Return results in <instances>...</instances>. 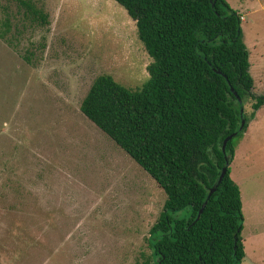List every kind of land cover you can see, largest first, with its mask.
I'll use <instances>...</instances> for the list:
<instances>
[{"label": "rangeland", "instance_id": "rangeland-1", "mask_svg": "<svg viewBox=\"0 0 264 264\" xmlns=\"http://www.w3.org/2000/svg\"><path fill=\"white\" fill-rule=\"evenodd\" d=\"M0 0V264H136L166 195L80 110L94 79L139 88L152 61L115 0ZM241 15L254 93L264 95V0ZM250 114V102L245 101ZM246 257L264 264V106L235 139Z\"/></svg>", "mask_w": 264, "mask_h": 264}, {"label": "trees", "instance_id": "trees-1", "mask_svg": "<svg viewBox=\"0 0 264 264\" xmlns=\"http://www.w3.org/2000/svg\"><path fill=\"white\" fill-rule=\"evenodd\" d=\"M115 1L135 21L152 59L149 77L130 88L101 74L80 110L166 195L149 231L150 256L136 264H242L244 216L230 166L208 197L225 156L229 165L234 157L235 139L264 106V95L254 93L241 15L226 0ZM21 4L47 22L32 1ZM234 132L224 155L222 143Z\"/></svg>", "mask_w": 264, "mask_h": 264}, {"label": "water", "instance_id": "water-1", "mask_svg": "<svg viewBox=\"0 0 264 264\" xmlns=\"http://www.w3.org/2000/svg\"><path fill=\"white\" fill-rule=\"evenodd\" d=\"M212 5H214V2L212 3ZM216 71H217L218 73H221V71H219V70H216ZM224 76H225V75H224ZM231 91L236 95V97H237L239 103L241 104V103H242V100H241V98L239 97V95L237 94V92H236L233 88H231ZM240 113H241V116H242V115H243V108L240 109ZM244 125H245V119L242 118V120H241V125H240L239 130H242L243 127H244ZM235 135H236V132H234V133L228 135V136L224 139V141H223V143H222V151H223L224 155H226V151H225V149H226V145H227L228 141H229L230 139H232V137H234ZM225 157H226V163H225V166L222 168L221 173H220V175H219V177H218V180H217L216 184L210 189L209 194H208V197H209V196H210V195L216 190L217 186L222 182L223 177H224V175H225V173H226L227 167L229 166V158H228L227 155H226ZM206 203H207V199H206V201L204 202L202 208L200 209V211H199V213H198V216H197V219H198V218L200 217V215L202 214L203 209H204Z\"/></svg>", "mask_w": 264, "mask_h": 264}]
</instances>
